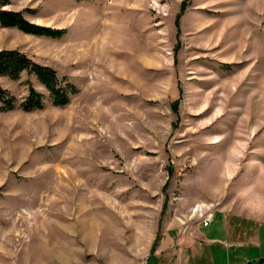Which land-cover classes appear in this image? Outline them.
I'll list each match as a JSON object with an SVG mask.
<instances>
[{
    "label": "rangeland",
    "instance_id": "obj_1",
    "mask_svg": "<svg viewBox=\"0 0 264 264\" xmlns=\"http://www.w3.org/2000/svg\"><path fill=\"white\" fill-rule=\"evenodd\" d=\"M1 9L64 31L0 26V51L54 70L75 93L57 106L35 76H0L15 98L0 104V264L264 258V0ZM30 89L41 107L26 111Z\"/></svg>",
    "mask_w": 264,
    "mask_h": 264
},
{
    "label": "trees",
    "instance_id": "obj_2",
    "mask_svg": "<svg viewBox=\"0 0 264 264\" xmlns=\"http://www.w3.org/2000/svg\"><path fill=\"white\" fill-rule=\"evenodd\" d=\"M6 3L7 0H0V26L16 27L24 33L53 38L61 36V34L64 33L63 30L47 29V27L34 25L25 20L21 14L2 10L1 8L5 6ZM23 73L35 76L38 83H40V85H42L49 92L50 100L57 106H64L68 104V94L75 93V88L70 84L66 85L64 79L60 80V77L54 70L32 63L16 51H0V76H10V78L19 79L20 75ZM0 104L6 109H10L15 104V98L6 90H2L0 88ZM21 107L26 111L41 107L39 95L34 89L29 90V93L24 102H22ZM262 261H264V258L257 264L264 263Z\"/></svg>",
    "mask_w": 264,
    "mask_h": 264
},
{
    "label": "built area",
    "instance_id": "obj_3",
    "mask_svg": "<svg viewBox=\"0 0 264 264\" xmlns=\"http://www.w3.org/2000/svg\"><path fill=\"white\" fill-rule=\"evenodd\" d=\"M212 220V214L211 213H205L201 215V224L203 227H206L209 225V223Z\"/></svg>",
    "mask_w": 264,
    "mask_h": 264
},
{
    "label": "crops",
    "instance_id": "obj_4",
    "mask_svg": "<svg viewBox=\"0 0 264 264\" xmlns=\"http://www.w3.org/2000/svg\"><path fill=\"white\" fill-rule=\"evenodd\" d=\"M199 228H201V227H199V226H198V227H195V229H199ZM230 240H232V239L229 238L228 241L225 242L226 244H228V246L230 245V243H233V241H230ZM260 259H261V258H260ZM245 262H246V261H243L244 264H245ZM263 264H264V263H263Z\"/></svg>",
    "mask_w": 264,
    "mask_h": 264
}]
</instances>
